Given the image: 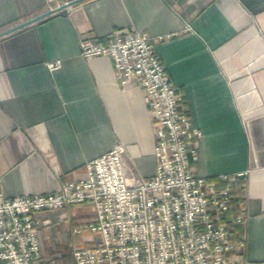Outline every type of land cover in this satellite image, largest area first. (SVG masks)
<instances>
[{
  "label": "crops",
  "instance_id": "1",
  "mask_svg": "<svg viewBox=\"0 0 264 264\" xmlns=\"http://www.w3.org/2000/svg\"><path fill=\"white\" fill-rule=\"evenodd\" d=\"M66 1L0 0V31ZM115 31L162 37L155 53L201 132L193 170L220 182L243 174L246 220L233 234L244 238L245 264H264V0H82L0 37L1 192L57 191L115 143L127 168L154 175L155 130L141 90L121 87L108 57L79 54L80 40L105 42ZM35 215L92 246L71 234L93 219L89 203ZM43 240L35 264H69L66 249Z\"/></svg>",
  "mask_w": 264,
  "mask_h": 264
},
{
  "label": "built area",
  "instance_id": "2",
  "mask_svg": "<svg viewBox=\"0 0 264 264\" xmlns=\"http://www.w3.org/2000/svg\"><path fill=\"white\" fill-rule=\"evenodd\" d=\"M161 40L143 31H115L105 42L78 44L85 59L108 57L121 87L141 90L155 130L154 175L142 178L127 168L124 145L115 143L85 163L82 177L63 181L57 191L6 197L0 189V264H35L40 259L35 214L83 203L90 204L93 219L73 224L71 233L92 246H74L73 264H245L244 238L224 221L229 187L217 189L214 180L193 170L201 132L155 53ZM45 65L51 71L60 61ZM236 177L243 174L218 178ZM242 207L235 219L241 226Z\"/></svg>",
  "mask_w": 264,
  "mask_h": 264
},
{
  "label": "trees",
  "instance_id": "3",
  "mask_svg": "<svg viewBox=\"0 0 264 264\" xmlns=\"http://www.w3.org/2000/svg\"><path fill=\"white\" fill-rule=\"evenodd\" d=\"M215 181V185L217 189H222L225 186L229 187V203L228 209L224 214L225 223L232 229V232L236 235H240L242 231V226L240 223H236L235 219L239 214L240 207L244 203V199L242 196V186L244 179L243 177H236L233 181H224L220 182L218 179H213Z\"/></svg>",
  "mask_w": 264,
  "mask_h": 264
},
{
  "label": "rangeland",
  "instance_id": "4",
  "mask_svg": "<svg viewBox=\"0 0 264 264\" xmlns=\"http://www.w3.org/2000/svg\"><path fill=\"white\" fill-rule=\"evenodd\" d=\"M49 221L50 223L41 220L39 224V234L40 233H42V235L44 234V240H43L44 246L47 247L48 249L58 248L59 246L60 248L63 247V249H66L64 252L66 253L65 258L67 257V263L73 264L71 258V249L74 246H76V243L73 240H71L67 234L66 235L64 234L63 229H61V226H63L62 223H60V225H57L56 224L57 222H54L53 218L50 219ZM72 236L75 237L77 235H72ZM48 249H47V252L49 253L48 255L49 257H51L53 254H51L52 253L50 252L51 250Z\"/></svg>",
  "mask_w": 264,
  "mask_h": 264
},
{
  "label": "water",
  "instance_id": "5",
  "mask_svg": "<svg viewBox=\"0 0 264 264\" xmlns=\"http://www.w3.org/2000/svg\"><path fill=\"white\" fill-rule=\"evenodd\" d=\"M80 1H82V0H70V1H66L63 4L58 5V7L56 6L54 8H51L46 13L37 15L35 17H31L28 20L22 21L21 23H18V24L14 25V26L12 25V27H10L8 29H5L3 31H0V37H3L5 35H7V34H10V33L14 32V31H16V30H18L20 28H23V27H25V26H27L29 24H32V23H34V22H36V21H38V20H40V19L48 16L49 14H52V13L57 12L59 10H62L64 8L69 7V6H71V5H73V4L77 3V2H80Z\"/></svg>",
  "mask_w": 264,
  "mask_h": 264
}]
</instances>
